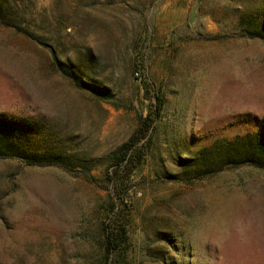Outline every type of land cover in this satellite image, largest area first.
<instances>
[{"label": "rangeland", "instance_id": "1", "mask_svg": "<svg viewBox=\"0 0 264 264\" xmlns=\"http://www.w3.org/2000/svg\"><path fill=\"white\" fill-rule=\"evenodd\" d=\"M263 25L264 0H0V112L61 156L0 158V264H106L105 176L149 110L145 79L163 106L121 188L129 261L264 264V168L227 162L264 140Z\"/></svg>", "mask_w": 264, "mask_h": 264}, {"label": "trees", "instance_id": "2", "mask_svg": "<svg viewBox=\"0 0 264 264\" xmlns=\"http://www.w3.org/2000/svg\"><path fill=\"white\" fill-rule=\"evenodd\" d=\"M256 36L264 38V25L260 27ZM139 75L145 77V56L140 55L134 67ZM65 74L79 87L96 94H104V90L97 85L84 81L69 69ZM145 96L149 99V110L146 115H140L138 126L128 139L115 151L112 169L106 174V180L111 184L109 201L107 203L104 219L101 222L102 245L106 264H132L128 259L129 237V208L125 190L121 188L129 179L131 172L142 162L145 155V145L150 142L153 124L159 117L163 106V97L155 82L144 80ZM33 125L23 123L0 112V158H18L26 165L40 166L43 164H60L61 156L40 154L27 150L20 136L22 130L30 131ZM238 158L227 159L229 163H248L264 168V140L257 137L246 136L241 146L237 148Z\"/></svg>", "mask_w": 264, "mask_h": 264}]
</instances>
